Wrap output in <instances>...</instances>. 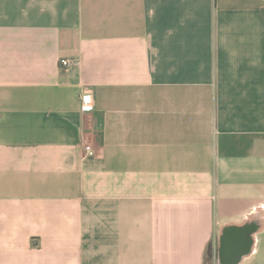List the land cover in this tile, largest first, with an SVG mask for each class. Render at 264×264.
Returning a JSON list of instances; mask_svg holds the SVG:
<instances>
[{
    "label": "crops",
    "instance_id": "1",
    "mask_svg": "<svg viewBox=\"0 0 264 264\" xmlns=\"http://www.w3.org/2000/svg\"><path fill=\"white\" fill-rule=\"evenodd\" d=\"M226 231L264 264V0H0V264H223Z\"/></svg>",
    "mask_w": 264,
    "mask_h": 264
},
{
    "label": "water",
    "instance_id": "2",
    "mask_svg": "<svg viewBox=\"0 0 264 264\" xmlns=\"http://www.w3.org/2000/svg\"><path fill=\"white\" fill-rule=\"evenodd\" d=\"M231 231H226L222 236L221 262L223 264H233L239 259L241 253L245 249L244 236L239 234L237 241L231 242Z\"/></svg>",
    "mask_w": 264,
    "mask_h": 264
},
{
    "label": "built area",
    "instance_id": "3",
    "mask_svg": "<svg viewBox=\"0 0 264 264\" xmlns=\"http://www.w3.org/2000/svg\"><path fill=\"white\" fill-rule=\"evenodd\" d=\"M77 62L76 59H71V58H61L59 60V63L62 67H67L73 63ZM90 95L89 91L88 90H84L82 93H81V96L84 97V96H88ZM82 149L84 151V153L87 155V156H91L94 154V150L92 149L91 145L88 144V143H83L82 144Z\"/></svg>",
    "mask_w": 264,
    "mask_h": 264
}]
</instances>
